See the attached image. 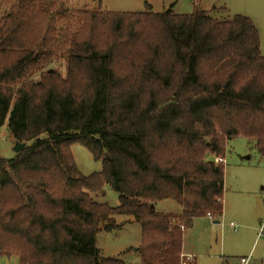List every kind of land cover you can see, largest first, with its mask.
<instances>
[{
  "label": "trees",
  "instance_id": "16d2710c",
  "mask_svg": "<svg viewBox=\"0 0 264 264\" xmlns=\"http://www.w3.org/2000/svg\"><path fill=\"white\" fill-rule=\"evenodd\" d=\"M4 5L0 128L25 147L0 158V255L124 264L101 258L95 237L128 217L141 227L139 264H195L181 254L184 232L223 211L224 168L214 159L235 137L264 157V57L252 21L199 9L68 10L64 0ZM55 57L66 58L64 79L42 72ZM74 144L99 173L78 170ZM106 186L116 207L91 196ZM166 200L180 211L157 212Z\"/></svg>",
  "mask_w": 264,
  "mask_h": 264
},
{
  "label": "rangeland",
  "instance_id": "374dc122",
  "mask_svg": "<svg viewBox=\"0 0 264 264\" xmlns=\"http://www.w3.org/2000/svg\"><path fill=\"white\" fill-rule=\"evenodd\" d=\"M0 2L5 4L7 0ZM4 4L0 5V16L6 10ZM64 8L120 13L149 11L160 14L171 11L176 15L192 14L199 9L220 21L240 15L254 24L259 35L260 54L264 57V0H64ZM49 70L57 72L62 79L66 78V58L51 59L42 72ZM40 75L35 74L32 80L39 81ZM13 146L14 142L4 125L0 128V158H12ZM71 153L84 176L101 171V163L95 162L80 145H72ZM220 160L224 168L222 215L218 224H214L215 220H210L208 216L195 218L192 227L184 232L181 254L193 256L195 264H239L241 258H249V264H264V157L255 151L252 142L235 137L226 142ZM91 196L97 203L110 207L118 205V195L108 186L102 194ZM155 210L178 213L180 207L166 200L157 203ZM114 221L117 225L123 224V227L110 232L101 231L95 237L99 256L119 259L124 264H139L137 249L142 242L141 227L128 217H115ZM0 264H18V259L0 255Z\"/></svg>",
  "mask_w": 264,
  "mask_h": 264
},
{
  "label": "water",
  "instance_id": "95a60500",
  "mask_svg": "<svg viewBox=\"0 0 264 264\" xmlns=\"http://www.w3.org/2000/svg\"><path fill=\"white\" fill-rule=\"evenodd\" d=\"M24 147V143L15 142L12 151L14 154H18L24 149ZM214 224H218V221H214Z\"/></svg>",
  "mask_w": 264,
  "mask_h": 264
},
{
  "label": "built area",
  "instance_id": "2783aa9c",
  "mask_svg": "<svg viewBox=\"0 0 264 264\" xmlns=\"http://www.w3.org/2000/svg\"><path fill=\"white\" fill-rule=\"evenodd\" d=\"M215 163L216 164H220L221 160L218 158V159L215 160ZM208 218L211 219L210 216H208ZM239 264H249V258H241L239 260Z\"/></svg>",
  "mask_w": 264,
  "mask_h": 264
},
{
  "label": "crops",
  "instance_id": "0c3cea01",
  "mask_svg": "<svg viewBox=\"0 0 264 264\" xmlns=\"http://www.w3.org/2000/svg\"><path fill=\"white\" fill-rule=\"evenodd\" d=\"M216 159V158H215ZM215 159H214V161H215ZM218 159V158H217ZM221 163H222V161H221ZM220 163V164H221ZM211 220V219H210ZM214 223V222H213ZM182 251H183V243H182ZM185 254L183 253L182 254V256H184ZM185 257V256H184ZM187 258H192V260H194L195 261V259H194V257L193 256H186Z\"/></svg>",
  "mask_w": 264,
  "mask_h": 264
}]
</instances>
